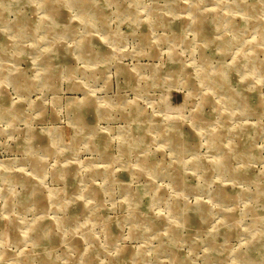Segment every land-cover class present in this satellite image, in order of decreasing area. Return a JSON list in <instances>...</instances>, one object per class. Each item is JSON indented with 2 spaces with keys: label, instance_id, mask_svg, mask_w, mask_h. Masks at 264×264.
Wrapping results in <instances>:
<instances>
[{
  "label": "rangeland",
  "instance_id": "rangeland-1",
  "mask_svg": "<svg viewBox=\"0 0 264 264\" xmlns=\"http://www.w3.org/2000/svg\"><path fill=\"white\" fill-rule=\"evenodd\" d=\"M0 264H264V0H0Z\"/></svg>",
  "mask_w": 264,
  "mask_h": 264
},
{
  "label": "bare ground",
  "instance_id": "bare-ground-1",
  "mask_svg": "<svg viewBox=\"0 0 264 264\" xmlns=\"http://www.w3.org/2000/svg\"><path fill=\"white\" fill-rule=\"evenodd\" d=\"M88 9H89V8H88ZM260 20H261V19H260ZM231 25H232V24H231ZM260 40H261V39H260ZM218 42H219V41H218ZM207 61H208V59H207ZM208 62H209V61H208ZM218 64H219V63H218ZM259 66H260V65H259ZM261 66H262V65H261ZM257 72H258V71H257ZM235 90H236V89H235ZM227 96H228V95H227ZM245 100H246V99H245ZM171 139H172L173 142H175V140H176L173 136H171ZM233 149H234V148H233ZM222 159L224 160V159H226V157L223 156Z\"/></svg>",
  "mask_w": 264,
  "mask_h": 264
}]
</instances>
